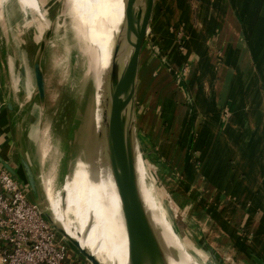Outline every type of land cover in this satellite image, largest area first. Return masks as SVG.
I'll use <instances>...</instances> for the list:
<instances>
[{
	"label": "rangeland",
	"instance_id": "374dc122",
	"mask_svg": "<svg viewBox=\"0 0 264 264\" xmlns=\"http://www.w3.org/2000/svg\"><path fill=\"white\" fill-rule=\"evenodd\" d=\"M76 2L0 0L5 31L18 38L22 47L18 50L21 70H13V79L27 96H33L30 88V82L34 79L32 62L39 52L41 42L45 43L40 59L45 99L40 110L34 93L32 110L35 115L26 128L31 146L28 148L25 140L27 149L24 152L35 174L43 206H47L44 180L51 173L54 188L59 190L78 156L92 147L91 135L86 131L84 123L94 105L96 70L91 64V58L98 54L99 48L87 36L90 22L83 21L76 11ZM172 4H182L188 11L191 23H177L170 25L171 28L166 25ZM200 5L201 0L155 1L156 28L151 31L143 47L133 106L136 173L147 195L148 204L157 216L158 230L177 243L180 238L188 252H184L186 264H234L228 245L220 247V252L215 254L208 250L213 249L210 244L215 243L216 237L223 236L224 243L229 242L228 226L242 231L250 228L241 222V214L246 212L250 196L245 195L246 188L245 191H240L238 186L234 188V180L238 178L242 184L248 176V184L255 182L257 167L264 165V156H227L222 166V169L226 167L229 170L227 174L230 178L227 180L221 178V174L215 176L216 163L208 170L209 166H204L201 153L188 147L187 141L195 128L194 116L203 118L207 112L203 109L211 102L216 101L219 106L223 103L235 63L241 67L236 57L238 46L231 47L229 58L224 54L226 46L220 45L216 24L212 19L214 9H196ZM222 10L224 12L225 9ZM219 12L221 10L217 9L216 16L224 17L223 12ZM96 13L93 15L94 22L99 17ZM200 16L204 22L202 29L198 26ZM238 19H234L237 24ZM237 27L238 30L227 31V37L242 40L243 33L239 25ZM243 51L247 62L243 61L242 64L240 74L243 77L238 80L242 88L238 91L236 102L263 101L264 42L259 47L261 61L253 55L251 47L245 46ZM103 77L102 94H106L109 70ZM252 81L254 87L250 85ZM218 112L221 117H231L230 111L223 110L222 106ZM45 125L50 145L44 155L39 142ZM259 131L260 137L261 133L264 134V123ZM104 136L105 130L101 149L102 144H105ZM231 146L240 149L239 141ZM251 151L256 152V149ZM184 153L191 161L194 174L183 177L178 169H181L179 156L182 158ZM259 164L262 166H257ZM216 178H220V181ZM193 180H197L198 184ZM201 241L207 249L199 246ZM222 248L225 251L222 252ZM69 249L76 253L72 246Z\"/></svg>",
	"mask_w": 264,
	"mask_h": 264
},
{
	"label": "crops",
	"instance_id": "0c3cea01",
	"mask_svg": "<svg viewBox=\"0 0 264 264\" xmlns=\"http://www.w3.org/2000/svg\"><path fill=\"white\" fill-rule=\"evenodd\" d=\"M201 3L202 5L197 6L196 9H214L212 11V19L216 24L215 28L218 32V39L221 42L220 45L226 46L224 51L226 58L231 55V47L233 48V45L239 47L236 57L240 60L241 67L239 68L235 63L234 69H232L230 74V85L227 87L223 103L220 105L223 110L230 111L231 117L228 115L224 118L219 115L220 106L217 105L216 101L209 103L208 107L203 109L207 110L203 118L194 116V133L187 143L189 149L201 153L204 166H209L208 170L216 163L215 176L218 177L221 174V178L228 180L230 178L227 174L229 170H226V167L222 169L225 163L224 159L227 156L236 158L247 156L254 158L257 154L260 157L264 156V134L261 133L259 137V130L264 123V100L251 103L243 100L236 102L238 91L242 88V84H238L239 77H243L241 75L242 64L243 61L247 62L243 47H251L253 55L261 61L259 47L264 42V0H201ZM169 9L170 12L168 14H170V17H168V21L166 19V25L170 26L177 23L187 25L188 22L191 23L188 11L182 4L178 6H173L172 4ZM217 9H220L221 12H223L222 9H225L223 12L224 17L218 18L216 16ZM0 13L2 15V12ZM235 18H239L238 24L237 21L234 22ZM203 23L200 16L199 29H202ZM237 25H239L243 33L242 40L236 37L231 39L227 37V31L231 29L238 30ZM187 28L190 27L187 26ZM237 33L240 34V32ZM205 39L202 40L205 43L208 42ZM21 48L18 38L5 31L2 20L0 23V158L17 169H20L19 157L27 149L25 142L29 141L26 136V128L35 115L32 110L35 80L33 79L30 82L33 96H27L16 85L12 75L13 70L14 72L21 70L18 54V50ZM251 84L254 87L253 81ZM237 141L240 143V149L236 146L234 148L231 146ZM30 146L28 142L27 147L30 148ZM252 149H256V152L251 151ZM179 161L181 169L178 170H180V174L183 177L190 173L194 174L187 154L184 153L182 158L179 156ZM218 166H220V170ZM257 166L262 165L259 164ZM256 173V181L250 184H248V176L243 180L242 184L240 180L238 181V178L236 180L233 179L234 188L238 186L240 191H245L244 188H246L245 195L250 196V203L246 204L245 207L246 212L241 214V222L245 225L248 224L250 228H243L246 231H242L236 227L228 226L227 239L229 242H226L227 244L224 243V240H222L223 236L221 238L216 237L215 243L213 245L210 244L213 249L209 248L208 250L215 254V252H220V247L228 245V251L235 261L234 264H264V165L261 168L257 167ZM195 174L197 175L198 173ZM216 179L220 181V178ZM193 181L198 184L196 183L197 180ZM220 213L217 214L221 217ZM199 246L207 249V246L202 241ZM208 251L206 252L208 253ZM221 251L225 250L222 248Z\"/></svg>",
	"mask_w": 264,
	"mask_h": 264
},
{
	"label": "bare ground",
	"instance_id": "6f19581e",
	"mask_svg": "<svg viewBox=\"0 0 264 264\" xmlns=\"http://www.w3.org/2000/svg\"><path fill=\"white\" fill-rule=\"evenodd\" d=\"M76 1V11L83 21L90 22L87 36L99 48L98 54L91 58V64L96 70L94 105L93 109L89 110L84 123L86 131L91 135L92 147L78 156L59 190H55L53 175L50 173L43 183L44 195L53 221L83 248L93 253L101 263L128 264L126 232L120 202L108 161L104 158L101 149L111 93L130 55L132 49L130 41L134 40L133 34L126 26L128 0ZM136 3L139 7H143V0H136ZM137 8L135 11H138ZM95 13L99 17L94 22L92 20ZM0 17L1 23V13ZM44 44V41L40 44L39 52L32 62V70L34 63L40 66ZM113 56L114 73L109 74L107 93L102 94L103 75L108 73ZM39 108L42 110L40 104ZM39 143L40 150L45 155L50 145L46 125L41 130ZM138 190L148 223L166 262L186 264L184 252L186 254L188 252L180 238L177 243L166 238L165 234L158 230L157 216L148 204L147 195L140 185L139 178ZM61 192H63L62 196Z\"/></svg>",
	"mask_w": 264,
	"mask_h": 264
},
{
	"label": "water",
	"instance_id": "95a60500",
	"mask_svg": "<svg viewBox=\"0 0 264 264\" xmlns=\"http://www.w3.org/2000/svg\"><path fill=\"white\" fill-rule=\"evenodd\" d=\"M155 1L143 0V7H139L136 0H128L126 26L133 34L134 40L130 41L132 45L130 55L111 93L104 129L105 144H102V153L108 161L120 202L126 232L128 264H168L158 248L138 190L135 165V149L137 146L134 143L132 130L133 106L138 89L140 59L145 42L148 40L151 31L156 28L154 25L156 18ZM136 7H138V11H135ZM39 16L41 17L40 14ZM114 67L115 60L113 56L109 66V74L114 73ZM33 75L35 94L39 104L42 105L45 99V83L40 66L37 63L33 64ZM0 164L23 184L28 195L36 203L59 238L68 246H72L76 253L89 264H103L93 253L83 248L77 240L69 236L53 221L52 215L50 216L48 213L50 211L47 206L42 205L43 199L39 192L35 174L25 157V153L19 157L23 177L17 168L12 167L1 158Z\"/></svg>",
	"mask_w": 264,
	"mask_h": 264
},
{
	"label": "built area",
	"instance_id": "2783aa9c",
	"mask_svg": "<svg viewBox=\"0 0 264 264\" xmlns=\"http://www.w3.org/2000/svg\"><path fill=\"white\" fill-rule=\"evenodd\" d=\"M0 264H89L59 238L23 184L1 164Z\"/></svg>",
	"mask_w": 264,
	"mask_h": 264
},
{
	"label": "flooded vegetation",
	"instance_id": "af4514ba",
	"mask_svg": "<svg viewBox=\"0 0 264 264\" xmlns=\"http://www.w3.org/2000/svg\"><path fill=\"white\" fill-rule=\"evenodd\" d=\"M18 171L21 173V168H20V169H18Z\"/></svg>",
	"mask_w": 264,
	"mask_h": 264
}]
</instances>
